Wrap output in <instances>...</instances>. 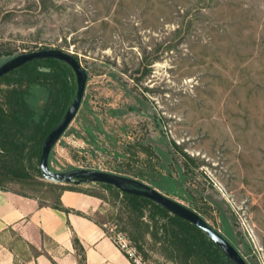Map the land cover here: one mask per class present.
<instances>
[{
    "label": "rangeland",
    "instance_id": "obj_1",
    "mask_svg": "<svg viewBox=\"0 0 264 264\" xmlns=\"http://www.w3.org/2000/svg\"><path fill=\"white\" fill-rule=\"evenodd\" d=\"M37 3L0 0V65L55 48L88 72L52 167L147 184L134 173H187L185 189L208 222L222 233L225 218L247 262L264 264V0H51L46 10ZM59 185L14 179L3 188L55 204ZM78 189L101 199L97 221L130 236L120 198L99 183ZM133 243L147 260L174 264L153 240Z\"/></svg>",
    "mask_w": 264,
    "mask_h": 264
},
{
    "label": "trees",
    "instance_id": "obj_2",
    "mask_svg": "<svg viewBox=\"0 0 264 264\" xmlns=\"http://www.w3.org/2000/svg\"><path fill=\"white\" fill-rule=\"evenodd\" d=\"M50 2L38 0L37 4L46 10ZM43 68H50V71H43ZM76 91L74 71L68 64L56 59L29 62L0 78V188H3L5 181L14 179H43L40 158L44 141L64 117ZM188 158L193 162L191 157ZM49 164L56 171L52 167V154ZM163 170L149 173L148 177L142 173L134 175L147 178L151 186L167 195L187 200L191 209L207 220L206 212L200 209L198 201L185 189L187 173L178 171L179 177L174 179L168 170ZM99 184L113 192L117 200L120 198L121 208L127 213L131 224L129 237L133 242L139 243L147 238L153 240L160 244L162 254L174 264H232L196 225L146 197L124 193L109 184ZM59 186L61 190L63 185ZM70 187L78 189L77 184ZM53 205L67 210L61 204L59 195ZM223 227L222 234L231 242L228 238L232 237L231 230L225 218ZM137 247L142 249L140 245Z\"/></svg>",
    "mask_w": 264,
    "mask_h": 264
},
{
    "label": "crops",
    "instance_id": "obj_3",
    "mask_svg": "<svg viewBox=\"0 0 264 264\" xmlns=\"http://www.w3.org/2000/svg\"><path fill=\"white\" fill-rule=\"evenodd\" d=\"M67 210L0 188V264H132L95 218L97 196L63 185Z\"/></svg>",
    "mask_w": 264,
    "mask_h": 264
},
{
    "label": "water",
    "instance_id": "obj_4",
    "mask_svg": "<svg viewBox=\"0 0 264 264\" xmlns=\"http://www.w3.org/2000/svg\"><path fill=\"white\" fill-rule=\"evenodd\" d=\"M45 59H56L68 64L75 73L77 91L64 117L44 141L40 158V170L43 178L49 182L61 185H81L83 183L109 184L124 193L146 197L162 206L170 213L196 225L213 240L229 258L232 264H249L240 251L221 233V231L213 227L198 212L141 180L92 169H74L65 172H58L51 169L49 164L50 156L82 107L87 87L88 72L83 68L80 61L73 53L53 48L23 53L9 59L0 65V78L29 62ZM42 70L49 72L50 68H43Z\"/></svg>",
    "mask_w": 264,
    "mask_h": 264
},
{
    "label": "built area",
    "instance_id": "obj_5",
    "mask_svg": "<svg viewBox=\"0 0 264 264\" xmlns=\"http://www.w3.org/2000/svg\"><path fill=\"white\" fill-rule=\"evenodd\" d=\"M108 230L117 247L127 256L132 264H155L143 256L126 232L118 230L116 226Z\"/></svg>",
    "mask_w": 264,
    "mask_h": 264
}]
</instances>
